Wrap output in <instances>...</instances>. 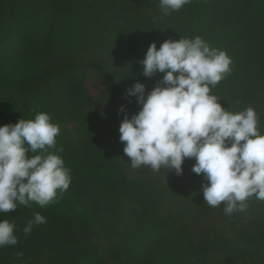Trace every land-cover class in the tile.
Here are the masks:
<instances>
[{
  "label": "rangeland",
  "instance_id": "obj_1",
  "mask_svg": "<svg viewBox=\"0 0 264 264\" xmlns=\"http://www.w3.org/2000/svg\"><path fill=\"white\" fill-rule=\"evenodd\" d=\"M159 2L0 0V126L49 114L60 126L49 151L72 178L47 207L0 213L18 237L0 264H264V201L226 215L205 203L194 158L181 175L132 168L119 139L125 114L141 108L123 94L163 78L143 74L151 43L197 36L232 59L210 94L233 113L254 108L264 134V0H190L167 15ZM37 212L46 223L25 236Z\"/></svg>",
  "mask_w": 264,
  "mask_h": 264
},
{
  "label": "clouds",
  "instance_id": "obj_2",
  "mask_svg": "<svg viewBox=\"0 0 264 264\" xmlns=\"http://www.w3.org/2000/svg\"><path fill=\"white\" fill-rule=\"evenodd\" d=\"M188 3L160 0L158 7L167 15ZM141 63L145 77L164 75L147 94L139 82L128 89L127 95L141 105L131 118L125 114L119 127L132 168L148 166L155 172L167 168L181 175L185 159L194 158L191 171L202 174L201 188L209 206L224 203L225 214L231 215L244 211L253 196L264 201V134L255 109L233 113L210 94L211 87L231 72L227 53L211 48L199 36L168 39L158 50L151 43ZM59 134L60 126L47 113L0 126V213H10L18 204L31 207L33 202L47 207L58 193L62 196L68 190L71 169L49 151L56 148ZM29 151L34 154L31 158ZM44 223L46 218L35 213L23 228L25 236L34 225ZM15 228V222L0 221V247L18 243ZM15 255L22 259L24 253Z\"/></svg>",
  "mask_w": 264,
  "mask_h": 264
},
{
  "label": "trees",
  "instance_id": "obj_3",
  "mask_svg": "<svg viewBox=\"0 0 264 264\" xmlns=\"http://www.w3.org/2000/svg\"><path fill=\"white\" fill-rule=\"evenodd\" d=\"M93 66L96 67L98 70L104 72V73H105V71H106V70L104 69V67L101 66L100 64L94 63ZM109 78H110L112 81L114 80V77H113L112 75H109ZM114 88H115L116 91L119 90V88H118V86H117L116 83H114ZM123 97H124V99H126V100H128V101H134V100H136V98H135L134 96H128L127 94H123ZM24 105H25V107H27V106H26L27 104H24Z\"/></svg>",
  "mask_w": 264,
  "mask_h": 264
}]
</instances>
